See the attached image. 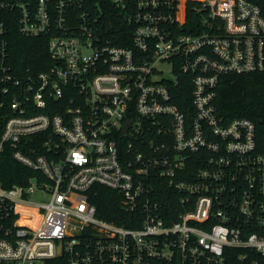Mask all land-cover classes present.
I'll return each mask as SVG.
<instances>
[{"label": "built area", "instance_id": "obj_1", "mask_svg": "<svg viewBox=\"0 0 264 264\" xmlns=\"http://www.w3.org/2000/svg\"><path fill=\"white\" fill-rule=\"evenodd\" d=\"M254 72L264 0H0V154L31 172L0 178V264H264V129L216 106Z\"/></svg>", "mask_w": 264, "mask_h": 264}, {"label": "trees", "instance_id": "obj_2", "mask_svg": "<svg viewBox=\"0 0 264 264\" xmlns=\"http://www.w3.org/2000/svg\"><path fill=\"white\" fill-rule=\"evenodd\" d=\"M12 41V53L18 67L45 68L48 49L42 41L18 34H13ZM185 99L188 104L190 97L186 95ZM216 106L218 113L227 120L248 117L264 129V72L223 75L218 86ZM30 175L31 172L14 159L10 149L0 154V178L6 187L26 183ZM94 188L98 193L91 196V201L100 215L109 220H120L115 213L120 209L118 193L98 184Z\"/></svg>", "mask_w": 264, "mask_h": 264}, {"label": "rangeland", "instance_id": "obj_3", "mask_svg": "<svg viewBox=\"0 0 264 264\" xmlns=\"http://www.w3.org/2000/svg\"><path fill=\"white\" fill-rule=\"evenodd\" d=\"M37 198H38L39 200H43V199H45L44 195H43L41 192H39V193L37 194Z\"/></svg>", "mask_w": 264, "mask_h": 264}]
</instances>
